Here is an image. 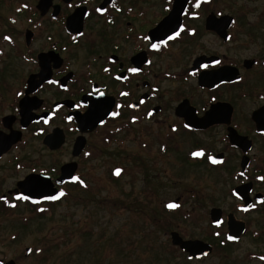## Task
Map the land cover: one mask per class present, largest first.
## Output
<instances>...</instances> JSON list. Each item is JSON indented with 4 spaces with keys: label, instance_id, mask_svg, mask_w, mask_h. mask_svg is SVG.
<instances>
[{
    "label": "rangeland",
    "instance_id": "1",
    "mask_svg": "<svg viewBox=\"0 0 264 264\" xmlns=\"http://www.w3.org/2000/svg\"><path fill=\"white\" fill-rule=\"evenodd\" d=\"M37 1L0 0V119L16 110L27 76L36 71V54L53 43L59 48L70 47L59 21L50 22L34 14ZM131 1L149 14L163 8L162 0ZM256 6L251 0H213L200 10H242L251 14ZM115 16L114 28H124L126 16ZM202 21L203 17L197 18L189 25L198 27ZM114 28L96 17L86 22V32L91 35L96 31L112 34ZM25 29L34 33L29 46L24 40ZM186 33L168 47L166 54L154 55L148 67L147 90L156 96L138 109H118L117 115L87 137L76 169L75 177L79 179L62 185L63 196L59 193L58 199L36 205L17 199L13 207L7 206L9 202L5 206L0 199V259H13L15 264H232L229 257H237V249L229 257L213 251L190 260L170 241L171 231L185 238L211 240L222 228L210 224L209 210L227 202L220 168L210 169L190 159L193 153L201 152V147H211L212 133L194 134L184 129L173 114L177 99L185 95L190 82L179 76L187 57L179 61L175 57L176 53L189 56L193 51ZM114 38L120 36L116 34ZM84 43L80 40L66 50L71 67L78 72H82L84 63H89L82 62ZM94 75L100 78L97 72ZM100 80L111 93L120 87L111 86L104 75ZM131 88L133 97L128 101L145 91L136 88L134 81ZM57 95L55 85H51L39 96L49 101ZM155 104L161 110L148 113ZM54 124L62 125L58 117L47 124H32L21 142L3 156L0 196L16 188L17 182L30 172L51 174L52 167L58 172L60 164L72 159L73 131L60 151L50 152L42 144L44 132ZM64 126L68 129L71 125ZM37 127L43 133L35 134ZM117 169L121 170L119 175ZM172 203L179 207L169 208ZM26 247H31L28 255Z\"/></svg>",
    "mask_w": 264,
    "mask_h": 264
},
{
    "label": "flooded vegetation",
    "instance_id": "2",
    "mask_svg": "<svg viewBox=\"0 0 264 264\" xmlns=\"http://www.w3.org/2000/svg\"><path fill=\"white\" fill-rule=\"evenodd\" d=\"M251 1L255 2L257 6L251 13L253 14L252 18L249 19V15H251L249 11L247 14L242 10L233 12L228 10L206 11L205 9L201 11L213 0H176L177 6L183 8L177 32L180 35L184 31L187 32L184 35L191 38L190 48L192 47L193 51L189 56L181 55V53L175 54L178 61L187 57V60H184V63H187L185 69L179 73V76L184 77L186 82H190L185 95H181L177 99L173 114L181 121L184 129L194 134L212 133L211 139L209 138L211 147L209 146L208 149L201 147L200 151L203 155L191 156L190 159L194 163L205 164L210 169L220 168L222 193L226 194L227 202L221 203L220 206H212L208 213L210 224L215 228H222V232L213 234L211 240H201L212 246V251L208 255L213 251H219L222 257H229L232 251L239 250L237 257H229L232 264H264V179H261L264 177V0ZM162 2L161 11H154L151 14L146 8L137 7L138 5L131 0H69L68 2L51 0L44 15H40L36 5L34 6V14L40 17L45 16L50 22H60L64 35L70 41V47L68 49L59 48L57 44L53 43L47 49L36 54V71L30 74H35L40 69L38 62L40 53L52 51L57 56L55 58L51 53L49 80L29 94L41 100L37 104V108L33 109L34 113L45 115V117L31 122L23 130V134L32 124H47L49 120L51 122L58 117L62 125L54 124L50 131L44 132L43 138L54 129H61L63 143L52 149L43 143L42 138V144L50 152H55L60 151L66 145L70 131L74 133V140L70 152L72 159L60 164L58 172L56 167H52L51 174L44 171L30 173L47 174L52 181H55L64 164L75 162L76 169H78V159L85 152L87 137L111 118L109 115L104 123L95 130L81 133L77 128L75 117L88 109L91 99L113 97L112 112H117L118 109L127 106L130 109H138L156 96L152 91L148 92L147 90L150 88V82L147 81L148 67L153 62L154 55L166 54L168 47L180 36L173 34L171 36H175V38L171 40H168V37L165 40L152 39L149 36V32L170 13L175 0H162ZM77 8H82L84 15L80 31L74 33L66 25V20ZM116 14L126 16L123 22L124 28H117L118 30L114 28L117 21ZM94 17L97 20H106L108 25H112V28L115 29L114 32L107 34L96 31L92 35L87 33L86 22ZM201 17H203L202 25L194 28L189 25L194 19L197 20ZM116 34L120 38L115 39ZM146 36L151 39L146 40ZM198 38L201 39V42H194ZM103 39L112 41L107 43ZM80 40L86 42L81 54L82 62L89 61L86 65L84 63L82 72L71 67V61L66 54V50H71V46H75ZM163 41H167V43H163ZM152 43H158L160 47L153 49ZM59 59H61L60 64L55 66ZM217 61L219 63H216ZM203 65L208 67L205 68ZM133 67L140 71L137 73L129 71ZM96 72L98 73L96 76H100V78L95 77ZM103 75L110 79L111 86L117 84L120 86L116 93H111L108 85L100 80ZM133 81L136 88L145 91L140 92L136 99L128 101L133 97L131 93ZM51 85H55L58 95L56 98L46 101L39 95L43 89L47 90ZM25 89L26 80L17 100L16 110L12 114L17 117L12 125L14 129H21L18 119V101L24 95ZM151 89L155 90L156 88L151 87ZM122 93H127V95ZM142 96L145 97L140 100ZM181 104L182 110H187L194 117V122L199 121L197 119L205 115L207 118L204 121L207 126L202 128L185 126L184 119L175 114V110ZM156 108L157 112L161 110V106L155 104L147 111L154 114L157 113L153 111ZM68 117H72V119L69 120ZM64 124L71 126L66 129ZM0 129L7 131L2 126L1 119ZM34 133L41 134L43 129L37 127ZM80 135L85 138V146L79 155H73L75 140ZM214 143H217V146L212 145ZM18 144L14 145L6 154ZM213 159L220 162L213 163ZM76 172L77 170H75L74 176H77ZM67 183L69 182L64 181L61 184H55V186L60 192L62 185ZM14 189H8L6 194H1L0 199L5 206L9 202L7 206L13 207L17 199L22 196L19 191L15 193ZM26 201L36 205L47 203L49 200L31 202L27 199ZM212 209L219 210L216 223L211 215ZM239 224H243L241 234L230 235L229 226L235 227ZM179 235L181 236L180 233ZM229 236L235 237V239H229ZM173 247L183 253L178 246L173 245ZM5 262L0 259V264H5Z\"/></svg>",
    "mask_w": 264,
    "mask_h": 264
},
{
    "label": "water",
    "instance_id": "3",
    "mask_svg": "<svg viewBox=\"0 0 264 264\" xmlns=\"http://www.w3.org/2000/svg\"><path fill=\"white\" fill-rule=\"evenodd\" d=\"M68 2L69 0H64ZM51 3V0H38L36 4V9L40 12V15H44ZM185 3L183 4L184 7ZM57 7V6H56ZM183 8L177 6L175 0L174 6L170 13L154 28L149 32V36L153 39L165 40L167 37L175 34L181 22V13ZM84 10L82 8H77L73 14L69 15L66 20V25L71 28V32H78L81 29V23L84 15ZM56 12L54 11V14ZM33 33L30 29H27L24 34L26 45H30ZM52 51L47 53H40L38 55L39 71L35 74H30L26 79V89L24 95L18 101V119L21 129H14L12 127L13 123L17 119L15 115L8 114L1 118V124L7 129L3 131L0 129V158L7 153L15 144L19 143L22 139V129H26L28 125L37 121L45 115H36L33 109L37 108V104L41 102L36 96H30L37 87L42 83L49 80L51 76V70L49 68V62L52 57ZM56 58L57 54L53 53ZM50 55V56H49ZM61 59L55 64L58 66ZM145 96H142L140 100H143ZM186 102V101H185ZM183 104V103H182ZM182 104L177 107L175 114L178 117L184 119L185 125L187 127L202 128L207 126L205 122V115L199 121L194 122V117L187 110H182ZM114 105V98L106 96L104 99H91L89 101V107L80 115L75 117L77 123V128L81 133L91 132L97 126L101 125L111 112ZM157 112V108L153 110ZM207 114V113H206ZM205 120V121H204ZM205 122V124L203 123ZM203 123L202 125L200 123ZM43 143L47 144L50 148L59 147L63 143V136L61 134V129H54L53 132L47 134L43 138ZM85 146V138L80 135L76 138L73 146V155H79ZM76 170V163H66L61 167L59 176L52 181L51 177L46 174L41 173H29L22 180H19L14 189L15 193L19 191L23 196H28L32 201L47 200L48 196H56L58 190L55 184H61L64 181H69L74 175ZM11 192V191H10ZM211 215L216 223L219 210L212 209ZM243 230V224H239L235 227L229 226L230 235L241 234ZM171 244L178 246L181 251L187 253L188 259L201 258L208 255L212 251V246L200 239H183L178 232H170ZM31 251V248L27 247L25 249V254L27 255ZM5 264H15L13 259H9Z\"/></svg>",
    "mask_w": 264,
    "mask_h": 264
},
{
    "label": "snow or ice",
    "instance_id": "4",
    "mask_svg": "<svg viewBox=\"0 0 264 264\" xmlns=\"http://www.w3.org/2000/svg\"><path fill=\"white\" fill-rule=\"evenodd\" d=\"M197 6H199V5H197ZM179 35H180L179 32H176V33H175V36H179ZM175 36H169V37H168V40L174 39ZM145 39H146V40H149V39H151V38L146 36ZM163 43H167V41H163ZM151 47H152L153 49H158V48L160 47V45H159L158 43H152ZM216 63H219V61H217ZM203 67L206 68V67H208V66H207V65H203ZM129 71H131V72H133V73H137V72L140 71V69L133 67V68L129 69ZM50 82H51V81H50ZM122 94H123V95H127V93H122ZM101 96H103V93H101ZM112 115L115 116V115H117V113L113 112ZM68 119L71 120L72 117H68ZM186 126H187V125H186ZM193 155H195V156H201V155H203V153H202V152H196V153H193ZM212 162H213V163H219L220 161H217L216 159H213ZM120 171H121V170L117 169V170H116V174L119 175ZM73 179H74V180H78L79 178H78V177H73ZM261 179H264V177H262ZM80 182L83 183V181H80ZM60 195L63 196L64 193L61 191ZM19 198H20V199H25V200L29 199L28 196H21V197H19ZM58 198H59V197H57V196H48V197H46V199H50V200H55V199H58ZM168 207H169V208H176V207H179V205L172 203V204H169ZM41 211H43V209H41ZM229 239H235V237L229 236Z\"/></svg>",
    "mask_w": 264,
    "mask_h": 264
},
{
    "label": "trees",
    "instance_id": "5",
    "mask_svg": "<svg viewBox=\"0 0 264 264\" xmlns=\"http://www.w3.org/2000/svg\"><path fill=\"white\" fill-rule=\"evenodd\" d=\"M35 12V11H34Z\"/></svg>",
    "mask_w": 264,
    "mask_h": 264
}]
</instances>
